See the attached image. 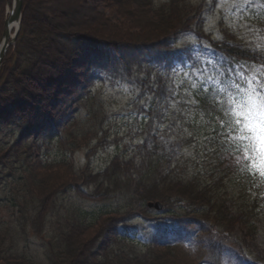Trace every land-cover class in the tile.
Segmentation results:
<instances>
[{"label":"rangeland","instance_id":"1","mask_svg":"<svg viewBox=\"0 0 264 264\" xmlns=\"http://www.w3.org/2000/svg\"><path fill=\"white\" fill-rule=\"evenodd\" d=\"M188 2L191 11L196 12L198 9L197 12H200L198 21L193 23L194 26L190 30L179 33L169 40L170 46L166 53L171 59L160 64L153 57L157 51H152L151 55L150 51L142 53L120 50L121 57L125 58V63L121 64L118 60L113 61L110 58L98 60L96 52H93L92 58L88 59L85 67L77 66L73 71L70 70L72 95L67 99L68 105H65L63 112L67 110V115L76 112L74 117L70 116L73 117L72 120L64 125V121L61 122L65 120L62 113L56 119L54 116H58L57 113L50 115L46 111L43 120L36 126L26 129L25 126L16 125L13 131L0 130V141L9 143L7 146L9 149L24 134L31 131V134L26 136L25 142L28 141L33 145L32 152L35 157L30 159L33 166L23 172V176L32 178L36 175L44 176L48 187L51 180L59 181L54 196L55 206H61L63 209L74 204L90 210L97 201L85 198L75 191L61 190L63 188L61 177L65 173V163L61 162L64 158L62 153L69 151L71 147L68 143L69 138L66 134L63 136V131L67 129V134H70L84 125L87 129L90 127L89 138L81 142V137H77L76 146L79 147L66 156L67 164L73 168L71 171L75 174L74 177H78L76 173H79L80 168L83 167L90 177L102 171L114 154L122 158H130L138 169L146 165L148 156L156 150L167 154L162 162L152 159L159 174L166 172L172 166H178L185 175H190L188 178L197 176L198 171L201 180L207 183L215 180L213 196L217 197L221 204L223 200L229 212H247L250 208L255 192L254 185L251 186L234 172L232 166L235 162L230 159L235 155L224 151L221 146L240 138L239 132L243 133L244 138L246 132H249L246 140L252 142V148L256 146L257 152L264 153V66L233 65L212 44L230 42L251 51L264 53V0H189ZM31 3L33 8L26 19L30 18L33 20L32 23L38 26L43 25L45 14L52 19V25L56 28L64 26L70 28L69 31L77 33L79 31L77 27L98 26L100 16H104V20L108 22L117 24L123 22V16H119V14L123 15L122 0H60L53 6L55 8L52 11L45 10L41 14L38 13L40 7L49 6V1L31 0ZM188 16H191V12ZM142 17L146 18L148 25L154 29L163 26L159 23L158 15L153 19L145 15ZM199 25L201 28H198ZM30 31L31 27L27 26L26 33L20 39L25 50L13 57L10 66H7V71L13 69L15 65L22 71L25 69L23 67L35 61L36 58L30 57L29 49L36 41V35L30 37ZM149 32L153 31L144 34ZM155 49L158 47H154ZM89 50L87 48V51ZM80 56L78 52L72 63L76 64L75 61ZM126 63L129 70L123 67ZM84 92V95L90 92L92 96L90 104L93 107L90 108L95 111V115H98L94 120L85 116L86 110L83 105L85 99H79ZM62 95L64 94L61 93L60 100L63 99ZM204 96L209 98L206 101L199 100ZM230 104L235 107H229ZM46 116L50 117L46 120ZM100 116H102L100 126L103 131L94 134V125L96 121H100ZM48 123L51 127L47 126ZM215 142L219 143L218 146ZM157 144L158 147L155 148ZM28 148L20 146L19 150L29 152ZM218 158L225 162H217ZM239 159L243 160L245 156H240ZM35 161L40 164L34 165ZM5 168L4 171L3 168L0 169L1 182L8 179L9 169L15 170L14 165L9 169ZM245 168L246 164L241 163L237 172H244ZM75 180H78L79 187L85 191H83L84 195L92 191L88 183L84 182L86 180ZM35 188V186L31 188L33 193L37 191ZM104 202L103 205H106L107 210L115 208L116 211H121L126 199L120 202L119 199L111 197ZM46 204L49 202L47 201ZM180 205L181 202H173L168 208L171 213L156 216L151 211L149 214L159 217L157 220H168V217L174 213L184 214L185 207ZM137 207L138 204H134L133 208ZM120 213L122 217H126L125 212ZM48 214L51 216L48 217ZM48 214L45 217L42 233H36L35 226L27 225L26 232L35 234L18 240L16 246L18 252L21 251L31 262L38 264H81L85 260L78 257L81 254L79 248L75 249L77 258L71 261H66V257L61 255L62 248L60 250L56 247L57 242L60 244L62 242L61 236L55 238L51 227L56 218H53L51 212ZM174 215L171 217L175 218ZM211 216L212 214L209 215L210 218ZM102 220L100 219L92 228L84 230L78 228L74 231L83 232L88 242H91L90 240L95 242L98 234L105 237L101 238L106 244L114 242L112 227L105 218L103 220L106 224L105 235H102ZM149 220L134 211V215L126 219L128 237L130 238L129 232H131V237L141 243L148 242L157 232L154 231L156 223ZM250 220L256 232L253 231L251 237H242L239 230L244 229L245 226L243 223L238 224L235 232L233 231L231 235L225 234L228 241L222 243L218 252L211 249L220 241L218 234L220 229L214 227L216 226L214 223L204 228L199 223L181 227L189 228L191 231L186 234L185 231L179 233V240L175 239L181 245L182 250L178 248L180 256L186 257L192 263L214 262L213 258H215L218 263L214 262V264H264V210L254 208ZM56 230L58 234L61 226ZM194 233L198 236V241ZM61 234L64 235L62 230ZM101 238L97 239L101 242ZM167 238L172 240L171 237ZM48 240L52 241V245L48 244ZM116 244L114 248L119 253L131 251L140 256L146 252L144 247L146 244L134 243L131 244L132 247ZM82 245L81 242L84 252ZM159 251H156L158 252L156 257L153 258L151 255V259L158 262L157 257L160 254L169 257L166 252ZM213 255L216 256L211 258Z\"/></svg>","mask_w":264,"mask_h":264},{"label":"trees","instance_id":"2","mask_svg":"<svg viewBox=\"0 0 264 264\" xmlns=\"http://www.w3.org/2000/svg\"><path fill=\"white\" fill-rule=\"evenodd\" d=\"M47 1L50 3L49 6H41L39 14L45 10L52 11L55 8L53 6L60 0ZM188 1L122 0L123 15L118 13L119 16H123L122 23L108 22L104 20V16H100L101 18L99 17L98 19L100 24L98 26H90L89 28H83L84 26L77 27L79 30L78 34L77 32L69 31L70 28H65L64 26V28L61 26L59 29L56 28L55 25H52V19L48 18L46 14L44 16L45 24L38 26V24L32 23L33 20L30 18H28L29 20L26 19L31 8H33L31 7V0H22V17L19 31L13 48L7 51L5 61L0 67V130L13 131L16 125L25 126L28 129L36 125L39 122L38 120H43L46 111L50 115L57 113V117L62 113L65 120L70 116L74 117L76 112L67 115V110L63 112V109L65 105H68L67 99L72 95L70 86L72 75L70 70L73 71L75 67L83 64L89 57V54L85 57H79L75 61L77 63L73 64V59L77 56L78 50L83 45H90L97 52L103 54L105 59L110 58L113 61L118 60L121 64L125 63V58L121 57L120 50L139 52L150 45H162L167 43L168 37L172 34L188 28L195 15V11L190 10ZM4 9L5 0H0V36ZM114 10L117 11L116 9ZM190 12L191 16L189 17ZM142 15L152 19L158 15L159 23L163 24V26L154 29V27L148 25L149 22ZM33 24L35 25L33 26ZM27 26L31 27L29 36L35 37L36 35V41L32 43L29 49L30 57L36 59L23 67L25 69L22 71L16 65L13 69L7 71V66H10L9 64L14 59L13 57L25 50V46L22 45L20 39L26 33ZM150 30L153 32L144 34V32ZM162 41L163 43L160 44ZM239 48L237 45L226 44L222 47L224 53L232 56L244 57L249 55L246 51ZM82 50L84 49L82 48ZM127 64H125L126 66L123 65V67L128 69ZM61 93L64 95H62L63 99L60 100ZM90 95L89 92L86 96L81 95L79 99H85L83 105L86 110V118L94 120L95 116L98 115H95V111L91 109L93 105L90 104L92 99ZM62 103L64 104L62 105ZM101 120L102 116H100V121L95 122L94 134L103 131L100 126ZM66 130L63 131V136L66 134V137L69 138L68 143L71 144V147L69 151L62 153L64 158L61 159V162L65 163V173L61 177V187H63L61 190H64L62 192L75 191L85 198L97 200L94 202L95 206L87 210L80 205L71 204L69 207L61 209V206H55L54 204V196L57 193L56 187L59 186L57 182L59 181L50 179L51 184L49 183L48 187L44 176L36 175L34 178L23 176V172L33 166V162L30 159L35 157L32 152L33 145L29 144L28 141L25 142L26 136L30 135L31 131L17 140V143L11 146V149L7 147L9 143L0 141V169L3 168L2 170L4 171L5 167H8V169L10 166L13 167V165L15 167V170L9 169L7 173L8 179L5 182L0 181V264H38L31 262L21 251L18 252L16 246L20 238L35 234L34 232H26L28 224L35 226L34 231L36 233H42L45 217L49 212L52 213L53 218H56V222L53 221L51 224L55 238L56 236H61L62 242L61 244L57 242L56 247L60 250L62 248L61 255L64 258L66 257V261L77 258L75 249L79 248V253L81 251V254L78 257L85 260L81 264H199L189 262L186 257L180 256L177 247L167 244L156 242L146 244L144 246L146 252L140 256L131 253V251L119 253L114 248V245H117L116 243L132 247L131 244H134V242L123 236V231L121 230H125L126 219L128 217L131 218L134 215V211L142 217L151 216L149 214L150 210L145 205L147 201H160L165 205V213L172 212L168 211V208L173 202H181L180 206H184L187 213L184 212L182 215L175 214L174 216L177 217V220H180L179 223L182 225L189 224L188 221L200 223L203 226L214 223L216 227L222 228L224 233L231 234L233 231L235 232L238 224L243 223L245 228L239 230L242 237H251L253 231L254 233L256 232L255 226L250 220L251 212L256 206L264 210V205L259 198L260 195L264 196V192L256 190V187L261 185L262 182L256 178L254 179L250 170L243 174V172L238 173L237 168L234 169V172L241 179H245L251 186L254 185L255 193L253 194L250 208L247 209V212H229L224 201L221 199L223 203L221 204L218 202L219 199L213 196L215 194L213 185L215 180H211L209 183L201 180V175L198 171L196 172L197 176L188 178L190 175H185L181 169H178V166H172L166 172L159 174L152 159L162 162L167 156L165 152L154 150L148 156L146 165L138 169H136L130 158H122L120 155L114 154L102 171L90 177L86 173V168L83 167L80 168L79 173H76L78 177H74L73 168L67 164L66 156L79 147L76 146L78 143L77 137L80 136L82 142L89 138L91 131L90 127L87 129L84 125L76 128L70 134H67ZM73 143L75 144L73 145ZM20 146L29 147V152L19 150ZM157 147L158 144L155 145V148ZM217 162L221 163L220 158L217 159ZM39 164L37 161L34 162V165ZM262 168L264 169V162L262 163ZM261 174L264 177L263 170ZM43 179H45L44 182ZM75 179L86 180L84 182L88 183L87 185L91 187L92 191L90 193L86 192V195H84V190L79 187L80 184ZM33 186L37 190L34 189L35 193L31 191ZM111 197L119 199L120 202L126 199L121 211H116L115 208L107 210L106 205H103L104 201ZM47 201L49 204H46ZM136 203L138 207L134 209L133 206ZM120 212H125L124 216L126 217H122ZM155 214L159 213L156 212ZM210 214H212L211 218L209 217ZM50 216L48 214V217ZM104 218L112 227L114 242L111 241L106 244L102 240L105 237L100 236V234L97 235L95 242H92V240L88 242L83 232L74 231V229L78 228L81 230L92 228L99 223L100 219L104 220ZM103 220L101 222L102 235L106 227ZM60 226L64 235L61 234V230L56 234L58 231L56 229ZM168 232L173 233L172 231ZM70 233L71 235H69ZM107 233L111 234V232ZM66 234L68 236H65ZM97 238H101V242ZM50 240L47 242L52 245ZM81 242L82 246H84V252ZM157 250L166 252L170 258L160 254L157 257L158 262L155 259H151L156 257ZM163 256L166 257L164 260ZM171 256L173 259H171ZM52 259H54V255H52Z\"/></svg>","mask_w":264,"mask_h":264},{"label":"water","instance_id":"3","mask_svg":"<svg viewBox=\"0 0 264 264\" xmlns=\"http://www.w3.org/2000/svg\"><path fill=\"white\" fill-rule=\"evenodd\" d=\"M21 2L22 0H10V2H8L7 16L4 20V30L2 38L0 40V63L6 49L9 45H11L12 40L15 37L16 31L18 30L21 19ZM14 23L16 24L14 32L12 35H9L7 32V27L8 25H13ZM155 207L159 208L160 205L155 204Z\"/></svg>","mask_w":264,"mask_h":264},{"label":"bare ground","instance_id":"4","mask_svg":"<svg viewBox=\"0 0 264 264\" xmlns=\"http://www.w3.org/2000/svg\"><path fill=\"white\" fill-rule=\"evenodd\" d=\"M15 26H16L15 23L11 26V30L9 31L10 33H11L12 29H14ZM9 35H10V34H9Z\"/></svg>","mask_w":264,"mask_h":264}]
</instances>
